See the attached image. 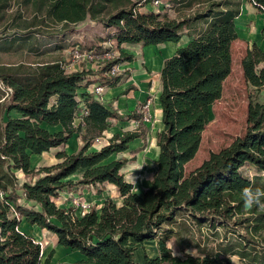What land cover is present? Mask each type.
I'll return each instance as SVG.
<instances>
[{"label": "trees", "instance_id": "1", "mask_svg": "<svg viewBox=\"0 0 264 264\" xmlns=\"http://www.w3.org/2000/svg\"><path fill=\"white\" fill-rule=\"evenodd\" d=\"M0 1L1 14L15 0ZM22 1L35 9L24 31L60 36L92 22L115 31V46L106 47L101 39L89 50L87 62L96 69L83 63L81 71L67 73L59 61L34 67L0 66V80L14 91L11 104H2L5 91L0 88V264H52L55 253L43 262L40 243L20 230L22 220L53 234L59 247L76 252L79 259L74 264H232L229 256L239 257L242 264H264V208H245L243 199L245 188L264 191V102L251 100L245 134L212 153L186 177L180 171L177 149L182 131L175 103L186 96L208 104L222 97L233 69L232 47L239 40L237 19L243 0ZM160 2L179 16L156 13ZM249 2L264 17V0ZM147 5L153 10L140 11ZM58 25L62 31L56 29ZM185 36L192 40L165 59L159 72L164 128L157 134V170L149 188L137 193L125 182L126 160H108L144 138L148 128L144 112L121 115L95 92L80 90L86 80L87 85L118 87L126 74L118 73L117 67L134 59L122 51L123 45L179 44ZM241 65L246 82L255 90L264 88V51L254 44ZM80 97L84 111L76 126ZM13 111L16 117L10 115ZM126 119L138 127L114 134L108 145L90 151L111 120ZM76 134L84 143L79 152H61L56 164L33 168V156L66 145ZM250 168L253 176L246 171ZM16 172L27 179L20 182ZM104 184L117 189L121 204L107 199L100 209L93 206L78 215L75 207L55 202L66 190ZM204 227L214 236L222 229L223 238L216 246L207 244L208 238L203 244L182 243L184 234L194 238V230L202 235ZM229 233L234 241L228 239ZM171 239L182 249L193 246L198 256L174 255L166 247ZM152 241H157L159 255H145L143 263L137 262V246Z\"/></svg>", "mask_w": 264, "mask_h": 264}, {"label": "rangeland", "instance_id": "2", "mask_svg": "<svg viewBox=\"0 0 264 264\" xmlns=\"http://www.w3.org/2000/svg\"><path fill=\"white\" fill-rule=\"evenodd\" d=\"M22 0H15L11 7L0 14V66H36L46 62L59 61L67 73L81 71L83 63L87 69H96L95 64L88 63L89 50L100 45L101 39L106 47L115 46V31L105 29L100 25L89 22L79 30L66 32L60 36L50 34H32V31H24L35 16L34 6H27ZM2 2L0 1V4ZM153 10L151 5L140 7V11ZM166 13L171 18L179 16L174 8L159 3L156 13ZM37 24L40 22L38 20ZM39 22V23H38ZM47 26L51 23L46 22ZM23 25V26H21ZM62 31L60 25L56 26ZM239 40L233 44V69L231 75L224 84L223 95L220 99L208 104L205 99L197 96H186L176 101L177 126L182 131L177 142V149L181 154L179 162L180 171L183 177L200 167L204 161L209 159L212 153H218L230 146L237 138L243 136L247 128L248 106L251 100L258 99L264 102V88L255 90L245 78L242 69V60L247 51L256 44L264 51V17L254 8L249 0H243L242 13L237 19ZM43 30V28L41 29ZM37 33V32H36ZM192 40L185 36L179 44L165 43L156 46L144 47L143 45H123L122 51L134 56L131 63L125 62L117 67L118 73H125L124 79L116 88H106L99 84H83L81 92H95L97 97L117 109L121 115L128 116L135 111L144 112L147 124V133L144 138L137 139L129 146L124 153L114 154L112 160H126L123 173L136 177L134 186L135 192L142 193L149 188L152 176L157 170V160L160 149L157 143V134L164 128L162 123V111L159 103L160 79L159 72L163 61L171 56L182 46ZM120 49H117L119 54ZM85 85L87 87H85ZM0 88L5 91L2 97V104H11L14 91L5 86L0 80ZM100 90H97V89ZM54 99H52L53 101ZM80 112L76 116L77 126L83 117L84 99L79 98ZM12 117L17 114L13 111ZM109 129L103 137L97 139L90 151H98L108 145L109 139L114 134L123 135L138 127V123L132 120H111ZM156 138V139H155ZM84 143L79 134L64 146L52 149L41 156L32 157L33 168L49 166L59 162L57 155L65 152L68 155L79 152ZM250 176H253V169H246ZM20 182L27 178L22 172H16ZM80 177L75 175L76 179ZM113 199L118 204L122 203L117 189L110 184L98 185L95 187H75L66 190L55 200L60 207H75L76 213L81 215L85 210L96 207L100 209L105 200ZM23 202V201H22ZM24 203V202H23ZM20 230L36 239L42 249L43 262L54 252L52 264H74L79 255L71 250L64 249L57 245V238L48 231H38L28 226L22 220ZM202 235L195 230L194 238L189 234L183 235V244L190 242L203 244L205 239L210 246H216L223 238L222 229L214 236L213 232L204 227ZM245 233V232H243ZM228 239L234 241L235 237L228 234ZM172 251L176 256L184 257L187 254L198 256L193 246L184 249L175 244L174 239ZM225 241V240H224ZM157 241L147 242L143 247L137 246L136 261L144 262V256L156 257L159 255ZM237 257V256H235ZM232 264H242L239 257Z\"/></svg>", "mask_w": 264, "mask_h": 264}, {"label": "clouds", "instance_id": "3", "mask_svg": "<svg viewBox=\"0 0 264 264\" xmlns=\"http://www.w3.org/2000/svg\"><path fill=\"white\" fill-rule=\"evenodd\" d=\"M125 182L135 186L136 177L134 175L129 174L128 176L125 177ZM262 197H264V191H261L260 189H256L255 191H253L250 188H245L243 190V199H244L245 208H252L254 205H258L259 207L264 208V202H262ZM166 247L172 250L173 243L169 241ZM173 254L175 255V252H173ZM227 259L231 261H236L238 258L229 256L227 257Z\"/></svg>", "mask_w": 264, "mask_h": 264}, {"label": "crops", "instance_id": "4", "mask_svg": "<svg viewBox=\"0 0 264 264\" xmlns=\"http://www.w3.org/2000/svg\"><path fill=\"white\" fill-rule=\"evenodd\" d=\"M156 139V138H155ZM155 145H156V142H155ZM29 226V225H28ZM30 227H33V228H36L38 231L40 230L38 227L36 226H30ZM40 231H47V230H40Z\"/></svg>", "mask_w": 264, "mask_h": 264}, {"label": "built area", "instance_id": "5", "mask_svg": "<svg viewBox=\"0 0 264 264\" xmlns=\"http://www.w3.org/2000/svg\"><path fill=\"white\" fill-rule=\"evenodd\" d=\"M101 89V88H100ZM99 88L97 90H100Z\"/></svg>", "mask_w": 264, "mask_h": 264}, {"label": "bare ground", "instance_id": "6", "mask_svg": "<svg viewBox=\"0 0 264 264\" xmlns=\"http://www.w3.org/2000/svg\"><path fill=\"white\" fill-rule=\"evenodd\" d=\"M159 148V147H158Z\"/></svg>", "mask_w": 264, "mask_h": 264}]
</instances>
